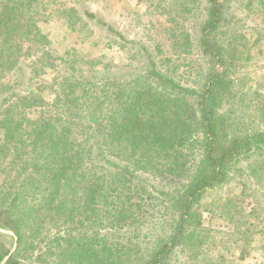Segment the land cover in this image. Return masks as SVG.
<instances>
[{"label":"trees","instance_id":"obj_1","mask_svg":"<svg viewBox=\"0 0 264 264\" xmlns=\"http://www.w3.org/2000/svg\"><path fill=\"white\" fill-rule=\"evenodd\" d=\"M40 2L0 0V71L15 69L27 44L48 43L28 13ZM233 2L206 0L197 33L206 68L197 86L181 84L176 69L160 68L150 55L138 74L113 82L118 88L102 103H83L88 92L66 79L51 105L57 119L23 115L29 100L44 104L34 92L1 119L0 169L20 184L10 205L0 192V264H23L42 241L46 250L33 255L52 254L53 264H174L179 253L203 264L205 195L227 184L241 161H250L248 170L264 166V130L231 136L219 125L220 110L230 113L245 94L234 74L235 38L222 41L236 20ZM21 190L38 200L24 214L15 211ZM47 223L53 240L42 233ZM121 229L131 235L126 242Z\"/></svg>","mask_w":264,"mask_h":264},{"label":"rangeland","instance_id":"obj_2","mask_svg":"<svg viewBox=\"0 0 264 264\" xmlns=\"http://www.w3.org/2000/svg\"><path fill=\"white\" fill-rule=\"evenodd\" d=\"M260 3L235 0L230 14L234 13L236 20L226 28L222 40L235 38L230 47L238 57L234 74L245 92L233 111L228 113L224 108L219 112L223 116L220 128L231 136L264 130V4ZM205 12L206 0H41L28 13L48 43L27 44L15 69L0 71V121L30 92L44 104L28 106L33 104L29 100L22 106L23 115L29 120L42 114L57 119L58 111L51 105L67 88V83L63 84L66 79L79 81L82 86L78 90L88 92L83 103H102L118 88L112 83L138 74L150 55L160 68L170 66L171 72L176 69L181 84L197 86L206 68L197 43L198 25ZM96 86L107 91L99 94ZM74 90L75 94L76 89L67 92ZM97 97L100 100H95ZM249 163L239 162L227 184L205 195L200 212L207 239L199 263L264 264V166L258 162L254 170H248ZM143 177L150 181L147 175ZM14 178L13 171L10 174L0 169V192L4 189L9 194L5 196L8 205L16 197V184H20ZM160 180L151 183L157 185ZM18 193L15 211L24 214L37 199L24 190ZM126 230L118 234L124 242L131 236ZM42 233L53 240L55 230L47 223ZM47 246V241H42L29 249L23 264H53L52 254L42 258L33 255ZM189 260L190 256L179 253L173 263L191 264Z\"/></svg>","mask_w":264,"mask_h":264}]
</instances>
